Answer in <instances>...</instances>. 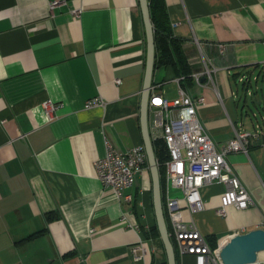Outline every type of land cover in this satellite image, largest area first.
<instances>
[{
    "label": "crops",
    "instance_id": "0c3cea01",
    "mask_svg": "<svg viewBox=\"0 0 264 264\" xmlns=\"http://www.w3.org/2000/svg\"><path fill=\"white\" fill-rule=\"evenodd\" d=\"M165 1L192 74L204 70L203 55L216 67L187 90L204 97L198 116L220 149L236 130L256 126L244 118L249 105L232 74L264 70V0ZM146 58L139 0H64L54 13L50 0H0V264L167 261L161 240L136 227L156 221L150 169L126 190L133 197L126 201L103 186L95 166L108 143L122 152L144 144ZM177 78L172 66L154 67L155 90L167 98L177 97ZM98 95L106 104L87 108L86 100ZM47 100L61 104L52 119ZM227 160L251 195L249 206L217 214L226 185L214 180L200 188L203 210H183L217 241L264 221L263 136L251 138L248 153L232 151ZM49 213L57 216L48 220ZM41 229L39 237L23 240ZM134 247H142L136 256ZM258 259L264 264V250ZM177 264H196L195 256H178Z\"/></svg>",
    "mask_w": 264,
    "mask_h": 264
},
{
    "label": "built area",
    "instance_id": "2783aa9c",
    "mask_svg": "<svg viewBox=\"0 0 264 264\" xmlns=\"http://www.w3.org/2000/svg\"><path fill=\"white\" fill-rule=\"evenodd\" d=\"M63 1L50 0V11L54 13L55 8ZM80 12V8L71 9L74 15H79ZM218 46L220 52H224L225 45ZM206 73L210 75V68L205 62V71L201 75ZM199 75L195 74L197 81ZM248 78L250 76L243 73L239 80L247 82L245 80ZM179 94V97L173 100L160 94H155L151 98V106L156 107L151 132L154 138L164 139L168 149V157L163 162L168 233L178 256L192 254L195 256L196 264H223L219 251L224 240H218L217 246L213 248L207 236L194 222H188L184 218L183 210L184 208L191 212L203 210L205 206L200 187L214 180L226 185L221 194V204L216 209L219 215L225 216L230 205L239 209L249 206L252 202L251 195L234 172L226 155L231 151L248 153L250 140L254 136H263L264 145V122L253 131L236 130L235 136L218 150L197 114V107L204 98H192L183 89H180ZM104 104L106 100L100 95L85 102L87 108ZM43 106L48 118L52 119L61 104L47 100ZM146 162V151L142 144L122 152L108 143L106 154L96 160L95 166L97 176L105 188L111 189L119 200L132 201V194L126 190L135 185L137 176L147 168ZM171 188H178L182 195L179 198L170 196ZM262 225L264 226V221ZM138 249L142 247L133 248L135 256Z\"/></svg>",
    "mask_w": 264,
    "mask_h": 264
},
{
    "label": "water",
    "instance_id": "95a60500",
    "mask_svg": "<svg viewBox=\"0 0 264 264\" xmlns=\"http://www.w3.org/2000/svg\"><path fill=\"white\" fill-rule=\"evenodd\" d=\"M139 2L147 38L146 71L141 103V124L143 139L152 176L153 202L156 222L160 232L161 240L166 250L167 263L177 264V256L174 245L168 233V227L162 204L159 166L148 127V100L155 61L154 26L150 16L148 0H139ZM262 250H264V228L258 227L243 233L235 232L230 234L220 249V257L224 264H255L258 262V254Z\"/></svg>",
    "mask_w": 264,
    "mask_h": 264
},
{
    "label": "trees",
    "instance_id": "16d2710c",
    "mask_svg": "<svg viewBox=\"0 0 264 264\" xmlns=\"http://www.w3.org/2000/svg\"><path fill=\"white\" fill-rule=\"evenodd\" d=\"M150 8V16L154 26V38H155V67L161 66H172L176 70L177 77H181L180 84L188 88L189 85L195 82L194 77L192 76V67L188 61L187 54L184 51L183 40L176 36L173 32L172 23L169 17L167 5L165 0H148ZM263 69H260L259 73ZM250 72V71H246ZM241 73L234 72L232 77L235 79L239 78ZM154 151L156 158L159 162V171L162 173L163 161L168 157L167 146L162 139L154 140ZM133 209L138 218H140V209L138 206V199L134 198ZM57 215L55 213H49L47 219H54ZM145 224L142 221H139L141 228V233L144 237H158L161 240L160 232L158 229L157 222L155 221L152 225H149V228H145ZM44 232V229L33 232L28 235L23 240L33 239L39 237ZM208 240L212 247L216 246L217 239L213 235L207 236ZM162 242V240H161ZM163 243V242H162ZM177 260L178 254L176 253ZM163 264H168L165 261Z\"/></svg>",
    "mask_w": 264,
    "mask_h": 264
},
{
    "label": "rangeland",
    "instance_id": "374dc122",
    "mask_svg": "<svg viewBox=\"0 0 264 264\" xmlns=\"http://www.w3.org/2000/svg\"><path fill=\"white\" fill-rule=\"evenodd\" d=\"M203 59L205 60L204 61V65H205V62L208 64V66H209V68L211 67V65H210V60L207 58V57H205V55H203ZM154 63H155V61H154ZM154 67H155V64H154ZM211 68H213V69H215L216 67L215 66H212ZM211 68H210V75H212V70H211ZM205 71V66H204V70L202 71V72H204ZM201 72V73H202ZM201 73H195V74H200L199 76L201 77L202 75H201ZM244 73H247L249 76H250V78H248L247 80H245V81H247V82H242V81H240L239 79H237L236 81H233V86L235 87V89H237L238 90V92H239V94H240V97H241V99H246L247 100V102H248V105L249 106H247V108H246V112H248L247 114L246 113H244V118L246 119V121L250 124V125H252V123L254 122V125H256L255 126V128L256 127H259L258 125H262L263 124V118H262V114H264V72L262 71L261 73H259V71L258 70H256L254 73H248V72H244ZM195 74H192V76L194 77V79L197 81V79H196V76H195ZM207 74V73H206ZM206 74H204V75H206ZM241 74H243V73H241ZM241 74H240V76H241ZM240 76H239V78H240ZM200 77H199V81H197V82H200ZM177 80H178V82H179V90H178V94H177V97H179V93H180V89H183L186 93H188L192 98H200V97H203V96H197V97H193L189 92H188V90L185 88V87H183L181 84H180V80H181V77H178L177 78ZM169 84V83H168ZM155 85H153V82H152V84H151V89H150V93H149V100H148V127H149V133H150V137H151V139H152V141L154 142V140H157V139H162V138H154V136H153V134H152V132H151V130H152V125H153V116H154V111H155V109H156V107H154V106H151V98L155 95V94H160L161 96H163L164 98H167V97H165L164 95H163V93H159V92H157L156 90H155ZM177 97H175V98H177ZM204 98V97H203ZM167 99H170V98H167ZM174 99V98H173ZM173 99H170V100H173ZM205 100V99H204ZM204 100H203V102H204ZM259 101H260V103H259ZM202 102V103H203ZM201 104V103H200ZM199 104V105H200ZM198 105V106H199ZM197 111H198V107H197ZM253 111H255L256 113H257V116H255L254 115V112ZM197 114H198V112H197ZM199 117V116H198ZM254 128V129H255ZM212 139V138H211ZM162 140H164V139H162ZM164 142H165V140H164ZM166 144V143H165ZM140 145V144H139ZM143 146H144V149H145V144H142ZM216 145V144H215ZM153 146H154V143H153ZM133 147V146H132ZM223 147V146H222ZM222 147L220 148V149H222ZM217 148V147H216ZM218 149V148H217ZM220 149H218V150H220ZM168 150V149H167ZM145 151H146V149H145ZM232 152V151H231ZM146 158H147V162H146V167L147 168H149V163H148V157H147V153H146ZM157 159V158H156ZM226 159H227V155H226ZM166 160V159H165ZM164 160V161H165ZM163 161V162H164ZM157 163H158V166H159V162H158V160H157ZM163 164V163H162ZM162 167H163V173H162V180H161V174H160V171H159V174H160V186H161V197H162V204H163V209H164V213H165V218H166V223H167V216H166V207H165V198H166V196H167V193H166V188H165V179H164V166L162 165ZM150 169V168H149ZM152 177V176H151ZM203 186V185H202ZM201 186V187H202ZM200 187V188H201ZM172 189H178V188H171L170 190H169V194H170V196H172V197H176V198H179L180 196H178V195H173L172 193H171V190ZM179 190V189H178ZM221 204V203H220ZM220 206V205H219ZM218 206V207H219ZM218 207H216V209L218 208ZM216 209H215V211H216ZM217 213V212H216ZM218 214V213H217ZM222 216V215H221ZM136 225L138 226L137 228L141 231V228H140V225H139V223H137L136 222ZM168 227V226H167ZM262 228H264V226L262 225L261 226ZM145 228L146 229H148L149 228V225L148 224H145ZM235 233V232H234ZM238 233H243V232H238ZM230 235V234H229ZM228 235V236H229ZM228 236H226L223 240H224V242H225V240H226V238L228 237ZM208 238V237H207ZM171 239V238H170ZM172 240V239H171ZM218 240H222V239H218ZM224 242H223V244H224ZM172 243H173V245H174V242H173V240H172ZM210 243V242H209ZM217 243H218V241H217ZM217 243H216V246H217ZM222 244V245H223ZM211 245V244H210ZM216 246H214V247H216ZM213 247V248H214ZM222 247V246H221ZM174 248H175V245H174ZM221 249V248H220ZM176 252V251H175ZM177 253V252H176ZM178 254V253H177ZM219 256H220V251H219ZM221 258V257H220ZM222 260V259H221ZM222 263H223V261H222ZM224 264V263H223ZM256 264V263H255ZM257 264H263V263H261L260 261H259V259H258V262H257Z\"/></svg>",
    "mask_w": 264,
    "mask_h": 264
}]
</instances>
